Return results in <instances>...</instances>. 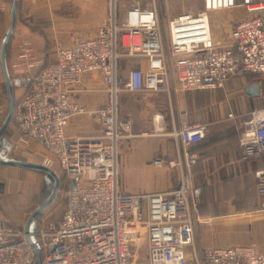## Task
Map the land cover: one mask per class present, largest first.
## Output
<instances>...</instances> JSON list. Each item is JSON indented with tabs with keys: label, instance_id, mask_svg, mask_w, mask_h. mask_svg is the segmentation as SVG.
Wrapping results in <instances>:
<instances>
[{
	"label": "built area",
	"instance_id": "built-area-1",
	"mask_svg": "<svg viewBox=\"0 0 264 264\" xmlns=\"http://www.w3.org/2000/svg\"><path fill=\"white\" fill-rule=\"evenodd\" d=\"M115 1V0H114ZM196 13L182 12L168 22L169 50L156 9L125 6L93 36L59 48L55 58L15 92L13 119L19 135L16 148L35 144L40 164L64 172L68 189L60 217L36 231L41 264H136L132 249L145 236L148 264H264V251L254 245L205 248L197 253L191 212L194 191L191 168L199 159L190 148L207 135V127L194 123L174 131L179 147L176 166L180 183L172 191L155 194H121L118 191V152L123 138L136 135L128 120L117 118L115 95L130 92H171V80L182 91L222 86L239 73H264V0H201ZM245 9L233 20L229 45L214 40L209 14ZM13 67L32 73L40 64L37 38L14 31ZM134 58L144 67L131 69L120 85L118 62ZM172 66V70H171ZM88 73L102 76L111 98L97 111L101 132L66 136L70 118L85 106L70 99ZM229 116H232L231 114ZM237 145L242 158L264 156V107L244 115ZM182 153V154H181ZM160 166V161H154ZM256 175V211H264V168ZM0 210V264H34L35 252L23 230L9 227Z\"/></svg>",
	"mask_w": 264,
	"mask_h": 264
},
{
	"label": "crops",
	"instance_id": "crops-1",
	"mask_svg": "<svg viewBox=\"0 0 264 264\" xmlns=\"http://www.w3.org/2000/svg\"><path fill=\"white\" fill-rule=\"evenodd\" d=\"M177 2V7L168 6L162 11L163 23L182 13L179 7L182 0ZM35 3L33 11L44 23L39 22L42 28L53 27L54 31H60L65 27V24L60 23L65 18L60 21L56 18L44 20L37 1ZM167 3L172 4L169 0ZM131 4L152 9L139 2ZM165 14L167 18H164ZM246 14L243 8L209 14L211 33L216 43L231 44L234 15ZM166 47L169 50L168 41ZM58 49L50 53L49 61L55 58ZM144 66L142 60L121 58L118 62V74L122 77L120 85L123 87L124 79L131 69ZM252 84L258 85L256 93L248 88ZM106 87L98 73H88L81 78L76 85L77 91L71 93L70 99L85 106L86 111L70 118L66 127L67 137L90 136L101 132L102 123L97 111L111 98ZM115 103L118 119L130 121L136 135L149 134L120 141L119 193L155 194L175 189L180 183V171L176 166L179 147L172 133L194 123L204 124L207 135L190 148L199 155L191 168L194 185L191 212L199 218L194 225L196 251L200 254L205 248L237 245H254L258 251H264V211L254 208L258 202L255 172L264 168V156L243 159L242 149L237 145L244 115L252 109L264 107V73H239L228 77L222 86L190 91L178 89L173 78L169 95L121 89L115 95ZM7 111L8 100L0 64V127ZM0 154L3 155L2 150ZM157 160L160 166L154 164ZM20 169L29 168L0 164V204L3 208L0 210H4L9 227L15 231H24L29 216L25 217V211L21 208L19 213H15L12 208H5L3 199L8 196L3 176L10 173L11 180L15 181L16 172ZM15 201L21 203V199L16 198ZM141 242L132 249V260L136 264H148L147 242L145 238L144 243Z\"/></svg>",
	"mask_w": 264,
	"mask_h": 264
},
{
	"label": "rangeland",
	"instance_id": "rangeland-1",
	"mask_svg": "<svg viewBox=\"0 0 264 264\" xmlns=\"http://www.w3.org/2000/svg\"><path fill=\"white\" fill-rule=\"evenodd\" d=\"M36 1L44 20L56 18L60 21L61 18H65V21L60 22L65 24V27L61 28L60 31L55 30L56 32L53 27L42 28L39 22H43L39 20V17L33 11ZM169 1H171V5H168L167 0H20L14 31L39 39L49 59L52 51L93 35L101 25L108 23L114 14L118 21L125 6L132 2H139L144 6L148 7L149 5V8L155 7L158 10L161 30L165 39V48H167L168 22L170 19H166L163 23L161 13L168 6L177 7L179 3L177 0ZM11 3L12 0H0V8L4 9V11L0 9L3 13L0 18V43L8 27ZM201 5V0H182V4L179 6L181 7L180 12H197L201 10ZM166 16L165 14L164 18H167ZM236 16L243 17L234 15V18ZM34 147L35 144H32L30 147L15 149L11 145L10 150L5 151L3 155L9 159L40 163V154H33ZM3 179L6 185L5 188H7L6 195L8 196V198L3 199L5 208H12L15 213H19V208H21L25 211V217L30 216L51 194V187L46 184L44 175L34 170H17L15 181L11 180L10 173L5 174ZM50 182L51 179L48 183ZM65 189L67 190V186L64 182L63 189L56 194L54 200L41 214L42 224L46 223L48 219H53L61 214L66 201ZM16 198L21 199V203L16 202ZM0 208L3 209L1 204ZM144 238L145 236L142 234L141 243H144Z\"/></svg>",
	"mask_w": 264,
	"mask_h": 264
},
{
	"label": "water",
	"instance_id": "water-1",
	"mask_svg": "<svg viewBox=\"0 0 264 264\" xmlns=\"http://www.w3.org/2000/svg\"><path fill=\"white\" fill-rule=\"evenodd\" d=\"M19 0H13L10 8V13H9V21H8V27L4 36V39L1 43L0 46V64H1V69H2V74L4 77V83H5V90H6V95H7V100H8V113L7 116L2 123L0 127V138L8 126L13 113L15 109V95L13 94V89L12 85L9 79V75L7 72V67H6V50L7 47L12 40L13 33L15 30V25H16V12H17V4ZM251 89L253 92H257L258 85L257 84H252L249 85L248 87ZM0 164L4 166H20V167H25L29 169H34V170H42L45 171L47 174L44 176L45 180L49 181V176H52L55 181V186L53 189L52 194L50 197L47 199V201L38 207L36 210L32 212V214L29 216L27 222L25 223L24 227V232L27 234L26 239L29 241V243L32 245L34 252H35V257H36V262L35 264H41V255L38 250V247L36 246V230H37V221L36 217L42 213L45 208L52 202V200L55 198L56 193L58 191V186H59V177L56 174L55 171L45 167L44 165L36 162H29V161H21V160H15V159H6L3 158L2 155L0 154Z\"/></svg>",
	"mask_w": 264,
	"mask_h": 264
},
{
	"label": "trees",
	"instance_id": "trees-1",
	"mask_svg": "<svg viewBox=\"0 0 264 264\" xmlns=\"http://www.w3.org/2000/svg\"><path fill=\"white\" fill-rule=\"evenodd\" d=\"M12 2H13V0H12ZM19 3H20V0L18 1V4H17V12H16V20H17V13H18V10H19ZM12 4V3H11ZM10 8H11V5H10V7H9V12H10ZM1 10H3L4 11V9L3 8H0ZM2 12L0 11V18H1V16H2ZM4 39V38H3ZM3 39L1 40V41H3ZM38 42H39V44H40V51H39V55H40V60H41V62H40V64H39V66L34 70V71H32V73H22V72H20L19 70H17V69H15L14 67H13V63H14V57H13V53H12V45H11V41H10V43H9V45H8V47H7V50H6V67H7V72H8V75H9V79H10V82H11V85H12V89H13V94L15 95V92H16V89L19 87V86H21V84H25V85H27V86H30L31 84H32V82H33V80H34V78L36 77V75L43 69V68H45L47 65H48V63H50L52 60H50L49 61V59H48V57L46 56V53L44 52V47H43V45H41V42H40V40L38 39ZM2 43V42H1ZM17 102H15V104H16ZM7 113H8V111H7ZM15 126V123H14V119H13V116H12V118H11V120H10V122H9V124H8V126L6 127V129L4 130V132H3V134H2V136H1V138H0V151L2 150V152H3V154H4V152L5 151H9L10 150V148H11V145H12V142H13V140L19 135V132L17 131V129L14 127V129H13V125ZM2 147V148H1ZM2 157L3 158H6V159H9V158H7V157H5L4 155H2ZM15 160H17V159H15ZM32 170H34V169H32ZM34 171H37V172H40V173H42L44 176L47 174L45 171H42V170H34ZM56 172V174L58 175V177H59V186H58V191H57V193L61 190V189H63V187H64V182L66 183V186H67V189H68V182L66 181V178H65V175H64V172L63 171H61V170H57V171H55ZM49 179H51V182L50 183H48V181L47 180H45V178H44V180H45V182H46V184L47 185H49L50 187H51V194H52V192H53V189H54V186H55V181H54V178L52 177V176H49ZM66 190V189H65ZM56 193V194H57ZM50 194V195H51ZM66 194H67V190H66ZM50 195H49V197H50ZM48 197V198H49ZM47 198V199H48ZM47 199H46V201H47ZM54 200V199H53ZM52 200V201H53ZM45 201V202H46ZM44 202V203H45ZM44 203H42L41 205H43ZM65 203H66V201H65ZM40 205V206H41ZM49 206V205H48ZM64 206H65V204H64ZM64 206H63V209H64ZM47 208V207H46ZM45 208V209H46ZM63 209H62V212H63ZM61 212V213H62ZM43 213V212H42ZM42 213H40L37 217H36V221H37V229H39V227L40 226H42V223L43 222H41V214ZM61 215V214H60ZM60 215L59 216H57V217H55V218H53V219H48V220H55V219H57L58 217H60ZM47 220V221H48ZM46 221V222H47ZM39 252H40V255L42 256L43 255V253H42V251H40L39 250ZM35 262H36V260H35ZM35 262H34V264H35Z\"/></svg>",
	"mask_w": 264,
	"mask_h": 264
},
{
	"label": "bare ground",
	"instance_id": "bare-ground-1",
	"mask_svg": "<svg viewBox=\"0 0 264 264\" xmlns=\"http://www.w3.org/2000/svg\"><path fill=\"white\" fill-rule=\"evenodd\" d=\"M222 12V11H221ZM186 13V12H185ZM190 13H193V12H190ZM215 13V12H214ZM140 241H141V239H140ZM140 241H139V243H140Z\"/></svg>",
	"mask_w": 264,
	"mask_h": 264
}]
</instances>
